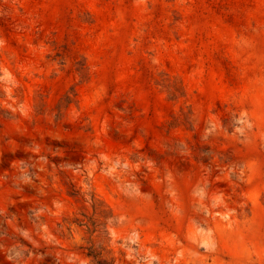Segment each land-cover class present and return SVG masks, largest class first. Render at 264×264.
<instances>
[{"label": "rangeland", "instance_id": "1", "mask_svg": "<svg viewBox=\"0 0 264 264\" xmlns=\"http://www.w3.org/2000/svg\"><path fill=\"white\" fill-rule=\"evenodd\" d=\"M0 264H264V0H0Z\"/></svg>", "mask_w": 264, "mask_h": 264}]
</instances>
